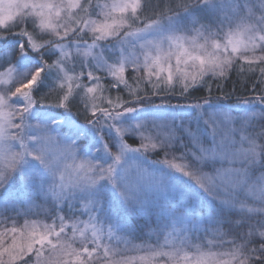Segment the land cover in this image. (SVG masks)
<instances>
[{
    "label": "snow or ice",
    "instance_id": "snow-or-ice-1",
    "mask_svg": "<svg viewBox=\"0 0 264 264\" xmlns=\"http://www.w3.org/2000/svg\"><path fill=\"white\" fill-rule=\"evenodd\" d=\"M5 63L0 264H264V0H0Z\"/></svg>",
    "mask_w": 264,
    "mask_h": 264
},
{
    "label": "trees",
    "instance_id": "trees-1",
    "mask_svg": "<svg viewBox=\"0 0 264 264\" xmlns=\"http://www.w3.org/2000/svg\"><path fill=\"white\" fill-rule=\"evenodd\" d=\"M83 57H76V58H70L69 65L71 66L72 63L76 64V72H79L81 69L79 67V64L81 60H83ZM88 62H91V58H88ZM111 62V61H110ZM13 63L15 61L13 60ZM9 67L7 63H5L4 68H0V72L5 71V69ZM87 69H85V77L83 78V83L87 84V77H86ZM97 75H100L104 77V73H96ZM134 74L129 70L127 73V76L129 78V82L131 83V77ZM143 75V73H141ZM208 84L211 86V95L209 97V93L207 91V88H201L199 90H194L191 92L190 95L181 96L179 94V86H177L176 91L174 93L164 95L161 94L159 96H152V102L156 104H172V105H186V104H192L197 102H203V98H210L213 101H216L217 99L223 100V97L228 96L229 98L227 100H223L225 104H237V98H252L253 96H256L258 94H261L260 88H257L254 92L252 90V81L246 79L244 76H239L236 71H233L230 74V78L223 81H217L214 80L211 76L206 77ZM110 78H104L102 80L103 85L106 89H108L109 85L111 84ZM219 85V87H218ZM14 90V89H13ZM49 89L47 87L43 88L41 90V93L35 94L36 99H40V97L46 93H48ZM105 95H111L115 97L117 94L124 96L127 98V93L124 91L121 87V89H111L109 91H105ZM150 94V93H149ZM55 99V93H52L50 96H48V100L54 101ZM106 106V105H105ZM72 112L74 115H77L78 119L83 122L84 116L82 115V106L79 104H76L72 107ZM153 160L158 159L160 157H157L155 155H152ZM139 224V223H138ZM143 228V227H141ZM154 238V237H153Z\"/></svg>",
    "mask_w": 264,
    "mask_h": 264
},
{
    "label": "rangeland",
    "instance_id": "rangeland-1",
    "mask_svg": "<svg viewBox=\"0 0 264 264\" xmlns=\"http://www.w3.org/2000/svg\"><path fill=\"white\" fill-rule=\"evenodd\" d=\"M192 104H194V103H192ZM187 105V104H186ZM150 159H153L152 158V155H150ZM38 203H42V201H37ZM41 219H43V217H41ZM84 219H86V217H84ZM23 221L21 220V223H22ZM49 223L51 222L50 220L48 221ZM137 223H139V226H140V228L141 227H143V223L142 222H140L139 221V219L137 218V221H136ZM155 238H153V240H154ZM137 243H139V241H137Z\"/></svg>",
    "mask_w": 264,
    "mask_h": 264
}]
</instances>
